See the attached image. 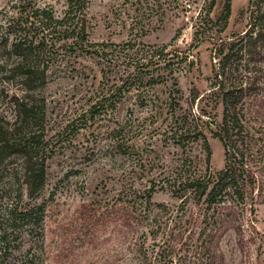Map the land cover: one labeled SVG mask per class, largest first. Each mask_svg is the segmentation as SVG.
I'll list each match as a JSON object with an SVG mask.
<instances>
[{"label":"rangeland","instance_id":"1","mask_svg":"<svg viewBox=\"0 0 264 264\" xmlns=\"http://www.w3.org/2000/svg\"><path fill=\"white\" fill-rule=\"evenodd\" d=\"M26 1L27 9L46 8L55 17L66 9L65 0ZM159 1L160 9L153 7V0H89L86 34L94 45L90 49L104 51L105 59L86 55L78 46L70 50L56 46L53 56L44 58L41 66L48 69L47 82L30 94L43 119L34 129L44 137L37 157L45 160L46 183L30 197L22 179V158L13 156L0 168V264H140L133 252L123 255V246L131 245L129 241H135L149 223L140 204L142 195L150 194L153 203L166 205L174 214L180 212L172 193L161 189L162 177L153 179L176 165L182 152L166 140L164 111L156 115L141 103L151 102L155 110L159 106L160 113L172 94L179 100L174 106L178 114L187 109L193 90L202 97L213 80L214 45L220 38L244 33L248 0L231 1L223 32L217 20L225 0H215L210 10V0H199L186 13ZM18 5V0H0V65L16 61L7 56L3 44L14 39L7 25ZM196 30L201 41L195 48ZM130 45H135L134 51H129ZM163 45L162 64L169 65L167 71L177 76L176 83L167 78L150 84L147 73L152 71L146 69L137 71L142 80L122 81L127 66L132 69L130 64L145 57L149 48ZM108 63L115 65L120 77L117 104L91 116L92 97L110 83L103 78L113 71L106 69ZM25 94L18 79L6 80L0 71L2 126L13 121L11 97ZM216 113L219 120L221 109ZM206 138L210 171H220L223 145L207 132ZM200 146L193 147V154L203 163L205 151ZM256 208L254 242L248 237L249 225L243 226L244 250L234 232L228 231L220 241L224 264H264V203Z\"/></svg>","mask_w":264,"mask_h":264},{"label":"trees","instance_id":"2","mask_svg":"<svg viewBox=\"0 0 264 264\" xmlns=\"http://www.w3.org/2000/svg\"><path fill=\"white\" fill-rule=\"evenodd\" d=\"M153 1V7L160 9V1ZM198 1L165 0L164 4L169 8L174 5L172 10L180 8L186 13ZM231 1L225 0L217 20L220 32L227 28ZM18 2V10L7 25V32L14 39L3 44L7 56H14L16 61L10 66L7 62L0 65V71L4 72L6 80L18 79L26 94L11 97L15 107L13 121L6 127L0 123V168L13 156L22 158L23 183L29 196L33 197L46 183L45 160L37 157V146L44 137L40 131L38 133L40 129H34L43 119L30 94L47 82L48 69L41 63L44 58L53 56L52 50L56 46L69 50L78 46L86 55L101 59L106 55L104 51L90 49L94 45L86 34L89 0H65L66 9L58 17L46 8L27 9L26 0ZM214 2L210 0L209 10ZM246 13L248 23L244 33L216 41L213 80L202 97L193 90L187 109L178 114L174 106L179 100L172 94L167 96L160 113L159 106L155 110L151 102L141 103L156 115L164 111L168 118L165 139L182 153L176 165L153 179L162 177L161 189L172 193V198L179 202L180 212L174 214L166 205L153 203L150 194L142 195V200L137 199L144 205V215L147 214L149 223L135 241H129L131 245L123 246V255L126 251L133 252L131 256L140 264H224L220 241L232 231L240 250H244L247 243L243 244L244 224L251 228L250 241L255 240L256 207L264 203V0H248ZM11 27L17 29L11 30ZM198 33L196 30L193 35L195 48L201 41ZM83 43L87 44L86 50ZM128 48L134 51L135 45ZM149 49L145 57L130 64L132 69L127 66L128 75L122 81L142 80L143 76L137 71L146 69L152 71L147 73L150 84L167 78L176 83L177 76L167 71L169 65L162 64L166 46ZM106 69L113 70L110 75H103L110 83L92 97L96 99L88 104L91 116L107 108L113 110L117 104L115 97L121 89L119 73L115 65L109 63ZM174 92L178 93V90ZM219 108L221 117L216 120ZM206 118L212 121L207 122ZM206 132L218 139L224 149V167L213 173L209 168L211 153ZM199 144L205 151L203 163L193 154V147ZM14 212L16 210L11 214ZM141 218L144 217L140 215V222Z\"/></svg>","mask_w":264,"mask_h":264}]
</instances>
